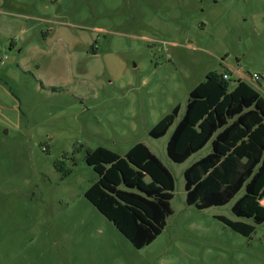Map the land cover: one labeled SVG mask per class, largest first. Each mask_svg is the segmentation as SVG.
Wrapping results in <instances>:
<instances>
[{
	"label": "rangeland",
	"instance_id": "rangeland-1",
	"mask_svg": "<svg viewBox=\"0 0 264 264\" xmlns=\"http://www.w3.org/2000/svg\"><path fill=\"white\" fill-rule=\"evenodd\" d=\"M211 71L264 97V0H0V264H264V223L244 236L218 219L253 224L232 211L245 189L186 202L185 172L212 142L181 164L167 154ZM138 143L175 179L173 213L142 249L85 197L89 151Z\"/></svg>",
	"mask_w": 264,
	"mask_h": 264
},
{
	"label": "trees",
	"instance_id": "trees-1",
	"mask_svg": "<svg viewBox=\"0 0 264 264\" xmlns=\"http://www.w3.org/2000/svg\"><path fill=\"white\" fill-rule=\"evenodd\" d=\"M226 72L211 71L189 95L186 111L172 133L169 158L186 162L209 142L212 152L185 172L186 202L199 210L229 204L243 189L233 213L253 224L218 219L234 231L251 236L264 223V97L239 80L230 90ZM181 107L151 131L158 139L175 123ZM86 162L98 174L85 197L136 249L153 243L172 215L175 179L143 143L121 155L104 147L89 151ZM59 169V166L57 165Z\"/></svg>",
	"mask_w": 264,
	"mask_h": 264
},
{
	"label": "built area",
	"instance_id": "built-area-1",
	"mask_svg": "<svg viewBox=\"0 0 264 264\" xmlns=\"http://www.w3.org/2000/svg\"><path fill=\"white\" fill-rule=\"evenodd\" d=\"M231 77H232V75H230V74L227 73V74H225V77H224V78H225L226 80H230ZM252 80H256V81H258V80H260V77H259L258 75H255V76L252 77Z\"/></svg>",
	"mask_w": 264,
	"mask_h": 264
}]
</instances>
